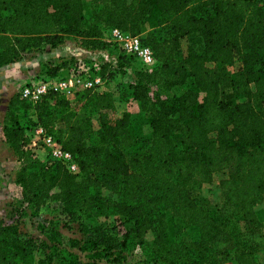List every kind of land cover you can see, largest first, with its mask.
Returning <instances> with one entry per match:
<instances>
[{"label": "trees", "instance_id": "trees-1", "mask_svg": "<svg viewBox=\"0 0 264 264\" xmlns=\"http://www.w3.org/2000/svg\"><path fill=\"white\" fill-rule=\"evenodd\" d=\"M91 4V14L85 15L82 0H0V69L56 52L74 37L84 51L112 46L117 56L97 64L61 58L47 76L56 78L83 63L106 78L105 85L116 77L130 81L118 97L86 89L75 92L73 102L53 91L35 102L21 94L9 99L2 132L19 163L14 184L22 202L39 214H57L68 230L77 224L81 237L52 232L39 240L17 224L0 222V264H103L112 255L113 264H137L125 263L122 256L130 243L144 247L154 264H258L264 0ZM111 29L140 38L153 54L150 71L106 40ZM178 88L182 91L171 94ZM118 101L135 102L147 116L146 140L130 133L129 112L113 115ZM36 126L71 155L77 174L34 156L28 136ZM216 173L224 174L218 208L192 195L194 188L211 184ZM111 216L133 228L112 237L82 221ZM148 235L152 242L144 244ZM75 250L95 256L84 261Z\"/></svg>", "mask_w": 264, "mask_h": 264}, {"label": "rangeland", "instance_id": "rangeland-1", "mask_svg": "<svg viewBox=\"0 0 264 264\" xmlns=\"http://www.w3.org/2000/svg\"><path fill=\"white\" fill-rule=\"evenodd\" d=\"M84 5V14L90 15L93 6L91 0H82ZM148 28H144L141 37H145ZM186 42L182 41V55L185 54ZM51 53L34 54L23 58L17 63L4 66L0 69V222L4 224H17L21 232L28 234L32 238L47 240V236L52 232H57L64 237L79 239L81 236L77 232V224L73 225L74 230H68L63 227L62 221L57 214L47 211L39 214L30 206L22 202L20 189L14 184V175L19 168V163L14 153L9 150L5 144L3 136V118L8 105L9 99L15 94H22L23 89L29 86L46 84L52 77L47 76L48 71L54 66L62 64L63 59L75 56L81 60L91 61L92 64L102 63L111 60L112 56L117 53L112 46H107L103 50L93 52L84 51L79 48V40L74 37H68L64 46L58 50L56 55ZM52 54V55H51ZM60 57V58H59ZM63 58V59H61ZM104 60V61H102ZM86 61V62H87ZM233 70V69H232ZM70 70L64 69L57 74V78H66ZM54 79V77L52 78ZM129 79L127 76L116 77L108 85L103 86L97 91H110L118 97L122 92L127 90ZM130 82V81H129ZM178 88L171 94L181 92ZM155 93V89H152ZM74 95V94H73ZM65 96L67 99L74 101V96ZM22 96V95H21ZM23 98V97H22ZM129 112L131 115L130 133L141 140H146L149 136L148 118L141 112L135 102H117L116 114ZM34 156L41 161H46V151L43 149H34ZM223 173H216L211 184H204L192 190V195L201 203H208L209 206L218 208L222 205L223 199L219 190V181L223 179ZM262 222L263 235L257 238L261 254L258 257V264H264V203L261 202L255 208ZM84 224L89 228H100L108 235L115 237L124 235L126 231L133 228L132 223L124 222L115 216L107 218L82 219ZM188 240V234L184 236ZM152 242L151 235L146 236L144 244ZM76 252L84 261L93 258L94 252L80 253ZM122 256L126 262L137 264H154L148 259V254L144 247L138 244L130 243L123 249ZM115 257L109 256L104 258L103 264H113ZM107 260V261H106ZM106 261V262H105ZM110 262V263H109Z\"/></svg>", "mask_w": 264, "mask_h": 264}, {"label": "built area", "instance_id": "built-area-1", "mask_svg": "<svg viewBox=\"0 0 264 264\" xmlns=\"http://www.w3.org/2000/svg\"><path fill=\"white\" fill-rule=\"evenodd\" d=\"M106 40L115 44L123 54L134 56L144 69L150 71L153 67L154 58L152 51L142 44L139 37H131L122 33L120 30L111 29L107 33ZM98 69L99 67L96 71ZM105 84L106 78H103L98 72L92 74L90 67L82 63L76 69L72 70L65 79L56 77L49 79L46 84L26 87L23 89L21 95L23 98L35 102L48 91L70 96L81 90H98L105 86ZM28 137L29 149H43L46 151L48 160L60 162L71 173H78V166L73 161L71 155L63 151L56 140L52 136L47 135L41 127L36 126L31 129Z\"/></svg>", "mask_w": 264, "mask_h": 264}, {"label": "crops", "instance_id": "crops-1", "mask_svg": "<svg viewBox=\"0 0 264 264\" xmlns=\"http://www.w3.org/2000/svg\"><path fill=\"white\" fill-rule=\"evenodd\" d=\"M57 53H58V51H56L55 53H52V54L56 55ZM52 54H51V55H52Z\"/></svg>", "mask_w": 264, "mask_h": 264}]
</instances>
